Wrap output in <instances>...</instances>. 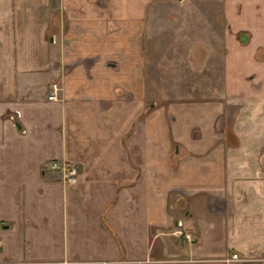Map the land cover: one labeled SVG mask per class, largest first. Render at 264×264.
I'll use <instances>...</instances> for the list:
<instances>
[{"label": "crops", "instance_id": "crops-1", "mask_svg": "<svg viewBox=\"0 0 264 264\" xmlns=\"http://www.w3.org/2000/svg\"><path fill=\"white\" fill-rule=\"evenodd\" d=\"M258 47L264 0H0V264H264Z\"/></svg>", "mask_w": 264, "mask_h": 264}, {"label": "built area", "instance_id": "built-area-1", "mask_svg": "<svg viewBox=\"0 0 264 264\" xmlns=\"http://www.w3.org/2000/svg\"><path fill=\"white\" fill-rule=\"evenodd\" d=\"M59 91H60L59 85L56 82L52 83L50 85V94L48 95V100H56L57 94ZM49 168L51 171L60 173L62 176V180L65 183L72 184V183H75L77 180L79 168L75 164L66 165L64 162L51 161L49 163ZM181 226L182 224L178 222L177 227L181 228ZM176 234L183 236L188 241H190L191 239L190 235L184 233L180 229L176 230ZM1 246H2V241L0 240V248ZM230 260L235 261V262L243 261L242 257L238 253H232L230 256ZM50 264H71V263L67 261H61V262L50 263ZM94 264H105V263L99 262V263H94Z\"/></svg>", "mask_w": 264, "mask_h": 264}, {"label": "rangeland", "instance_id": "rangeland-1", "mask_svg": "<svg viewBox=\"0 0 264 264\" xmlns=\"http://www.w3.org/2000/svg\"><path fill=\"white\" fill-rule=\"evenodd\" d=\"M248 37H245V36H241V40H242V42H244L243 44H246V43H248V39H247ZM255 58L256 59H258V60H264V49L263 48H261V47H258L257 49H256V54H255ZM213 61V60H212ZM213 62H215L216 63V59H214V61ZM263 114V117H264V113H262Z\"/></svg>", "mask_w": 264, "mask_h": 264}, {"label": "trees", "instance_id": "trees-1", "mask_svg": "<svg viewBox=\"0 0 264 264\" xmlns=\"http://www.w3.org/2000/svg\"><path fill=\"white\" fill-rule=\"evenodd\" d=\"M227 141L229 143H236L237 142L236 138L231 133H229V132L227 134Z\"/></svg>", "mask_w": 264, "mask_h": 264}]
</instances>
